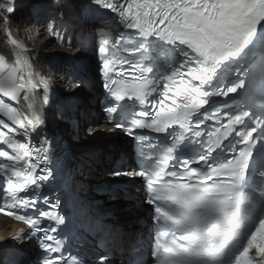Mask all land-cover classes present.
I'll return each instance as SVG.
<instances>
[{
    "label": "snow or ice",
    "instance_id": "obj_1",
    "mask_svg": "<svg viewBox=\"0 0 264 264\" xmlns=\"http://www.w3.org/2000/svg\"><path fill=\"white\" fill-rule=\"evenodd\" d=\"M89 2L115 14L118 26L98 47L106 119L140 148L137 168L112 175L143 178L154 212L149 259L134 251L130 264H264V0ZM13 44L17 62L0 69V94L19 102L33 72L26 49ZM23 99L28 115L0 100L8 121L0 119V213L31 230L14 239L36 237L53 254L43 264H84L77 255L65 260L57 229L41 225L43 217L67 227L37 209L51 170L37 171L48 161L43 147L31 152L14 139L42 124L31 91ZM208 121L215 126L203 132Z\"/></svg>",
    "mask_w": 264,
    "mask_h": 264
},
{
    "label": "bare ground",
    "instance_id": "obj_2",
    "mask_svg": "<svg viewBox=\"0 0 264 264\" xmlns=\"http://www.w3.org/2000/svg\"><path fill=\"white\" fill-rule=\"evenodd\" d=\"M45 1L47 4L40 3L39 0H30V4H20L19 11L15 8L11 12L5 11V4L0 3V69L15 66L17 62L15 53L18 51L13 44L15 40L26 49L22 55L29 61L33 72L31 87L28 91L25 89L20 93L19 102L2 94L0 100L19 113L28 115L32 111V106L23 99V96L31 91L42 124L35 131H29L25 135L26 138L31 139L37 146L43 145L42 135L39 133L41 132L45 136L48 148L64 152L66 168L69 170V186L73 195L71 211L84 212L93 219L109 224V227L111 225L110 229L104 231V241L111 240L109 246L112 247V251H119L122 247L127 249L138 234L144 237L151 221V218H147L149 209L143 204V194L137 191L139 180L136 177H127L126 186L119 184L117 178L115 181L118 184L108 187V184L114 182L111 180L112 172L125 171V166L132 164V141L125 140V143L121 141L115 145L104 143L93 146L86 152L78 151L77 142L89 132H93L92 142L102 136L100 131H108L109 128L98 107L102 105L100 102L102 92L97 89L96 76H93L97 64L92 56L91 60L87 55L86 63L79 62L80 56L76 63L71 58L70 53L73 52L62 48L52 49L57 45L71 44L75 49H79L81 40L84 39L91 40L94 46L96 39L99 38L95 35L104 36L105 33L111 32V29L102 24L85 28L77 26L76 23L62 18L59 10L53 11L51 0ZM48 1H51L50 5ZM45 31L47 36L44 37V43L39 45L41 40L37 42L35 39L41 37ZM86 35L88 37L83 38ZM30 44L34 47L33 53L29 50ZM87 82L92 83L91 87L90 89L83 87L85 91L79 99L75 101L65 99V89L73 91V98L80 92L74 85H83ZM35 84H39V87H32ZM45 85L48 91L47 102L43 99ZM86 145L83 146V150ZM115 161L121 162L120 168L113 166ZM99 192L104 193L103 199L96 197V193ZM127 208H130L129 214L124 212ZM141 218H145L146 224L138 223ZM21 232L26 234L29 229L21 223H13L0 216V264H38L33 238L27 235L19 239L13 238ZM115 232L119 233V236L114 237ZM82 238L77 245L85 255H92V261L99 260L102 253L99 255L95 253L97 248L90 243L92 239L89 236ZM122 257L125 258L124 255L117 256L105 264H120L119 259Z\"/></svg>",
    "mask_w": 264,
    "mask_h": 264
},
{
    "label": "rangeland",
    "instance_id": "obj_3",
    "mask_svg": "<svg viewBox=\"0 0 264 264\" xmlns=\"http://www.w3.org/2000/svg\"><path fill=\"white\" fill-rule=\"evenodd\" d=\"M28 4H30V3H28ZM19 14H20V12H19ZM21 15H22V13H21ZM20 16V15H19ZM18 16V17H19ZM17 17V18H18ZM21 18H22V16H20ZM1 34V33H0ZM41 37H39L38 36V38H36L35 39V41H37L38 42V40H41V41H39V45L40 44H42V43H44V37L45 36H47V33H46V31H45V33L43 34V35H40ZM53 43V42H52ZM32 44H30L29 45V50L31 51V53H33V50H34V47H33V45L31 46ZM70 47H67L68 49H70L71 51H74L73 53L77 56V57H80L79 56V54H78V52H75V47L71 44V45H69ZM52 47H54V46H52ZM52 49H54V48H52ZM78 49V48H77ZM69 56V55H68ZM72 57V56H71ZM91 58V57H90ZM93 58V57H92ZM92 58H91V60H92ZM74 59V62H76L77 61V59L76 58H73ZM77 63V62H76ZM93 63V62H92ZM31 87V85H29V88ZM29 88H27V91H28V89ZM84 91H85V89H83V90H80V92H77V95L79 94L80 95V97L82 96V93H84ZM64 92V91H63ZM73 91L72 90H69V89H65V92H64V94H65V99L67 100V101H75V100H71V98H72V96H73ZM79 97V98H80ZM79 98H77V99H79ZM98 107H99V105H98ZM99 113H100V111H99ZM92 134H93V132H89L88 134H87V136L85 135V137H83L81 140H79L77 143H78V146L76 147L77 149H78V151L81 153V151H86V150H89V148L87 147V145H86V147H85V150H83V146L85 145V144H88L89 145V142H90V140H92L91 138V136H92ZM123 143H125V141L123 142ZM129 143V142H128ZM121 144V143H120ZM130 144V143H129ZM114 178V179H113ZM117 178L116 177H114V176H112V179L111 180H113L114 182H111V184H108V187H111L112 185H117L118 183L115 181ZM96 197L98 198V199H103L104 198V193H102V192H99V193H96ZM124 212L126 213V214H129L130 213V208H127V209H125L124 210Z\"/></svg>",
    "mask_w": 264,
    "mask_h": 264
},
{
    "label": "water",
    "instance_id": "obj_4",
    "mask_svg": "<svg viewBox=\"0 0 264 264\" xmlns=\"http://www.w3.org/2000/svg\"><path fill=\"white\" fill-rule=\"evenodd\" d=\"M86 57L84 55H81V57L79 58V60H84ZM96 138V137H95ZM123 136L115 133V132H107V133H102V136L97 138L94 141H90L89 145L87 146L89 147H93V146H97V145H101L104 143H118L123 141Z\"/></svg>",
    "mask_w": 264,
    "mask_h": 264
}]
</instances>
